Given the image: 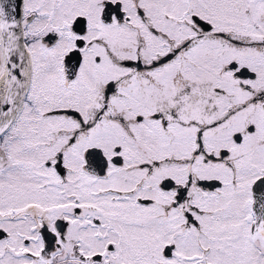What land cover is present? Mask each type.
<instances>
[{
    "label": "snow or ice",
    "instance_id": "obj_1",
    "mask_svg": "<svg viewBox=\"0 0 264 264\" xmlns=\"http://www.w3.org/2000/svg\"><path fill=\"white\" fill-rule=\"evenodd\" d=\"M0 264H264V0H0Z\"/></svg>",
    "mask_w": 264,
    "mask_h": 264
}]
</instances>
